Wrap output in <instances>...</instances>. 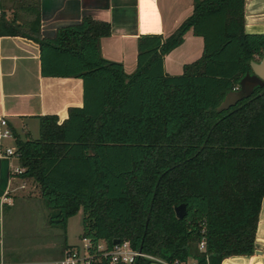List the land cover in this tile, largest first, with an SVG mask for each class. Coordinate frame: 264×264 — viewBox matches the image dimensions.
Listing matches in <instances>:
<instances>
[{"label":"trees","instance_id":"1","mask_svg":"<svg viewBox=\"0 0 264 264\" xmlns=\"http://www.w3.org/2000/svg\"><path fill=\"white\" fill-rule=\"evenodd\" d=\"M244 3L193 0L169 35L138 36L136 69L127 74L100 54L108 23L83 17L45 37L39 0H0V35L36 42L42 76L82 80V106L61 122L40 115L37 138L15 139L21 175L34 181L50 226L65 237L81 210L91 253L118 239L164 260L203 262L204 237L208 264L253 254L264 197V87L217 110L264 52V33L244 30ZM189 30L202 37V54L167 74L163 57Z\"/></svg>","mask_w":264,"mask_h":264},{"label":"crops","instance_id":"2","mask_svg":"<svg viewBox=\"0 0 264 264\" xmlns=\"http://www.w3.org/2000/svg\"><path fill=\"white\" fill-rule=\"evenodd\" d=\"M192 10L193 0H39L40 33L52 37L57 28L78 23L83 17L106 22L110 33L99 40L100 54L121 63L131 74L136 69L138 36H167ZM244 21L246 32L264 33V0H245ZM202 51V37L187 31L182 43L163 57L164 71L181 74L184 64L198 59ZM82 104L80 78L42 76L36 42L0 35V119L6 120L12 134L0 137V264H55L74 248L67 234L64 237L60 228L47 223L48 211L34 181L15 171L23 169L17 157L4 152L16 149V137L33 136L38 116L54 114L61 122L69 107ZM25 188L29 190L23 191ZM255 249L260 253L228 256L220 264H264V197Z\"/></svg>","mask_w":264,"mask_h":264},{"label":"built area","instance_id":"3","mask_svg":"<svg viewBox=\"0 0 264 264\" xmlns=\"http://www.w3.org/2000/svg\"><path fill=\"white\" fill-rule=\"evenodd\" d=\"M238 87L234 88L237 89ZM0 137H10L11 130L8 128L6 120L4 118L0 119ZM6 155H16L15 150L11 148H6ZM16 172H22L23 169L16 168ZM84 253L80 254L77 248L70 249L67 251L65 256L57 261L55 264H99L100 258H106L110 264H130L137 260L144 259L151 262H158L159 264H208V254L206 251V243L204 237L197 242V251L204 257V261L201 262L197 257H193L189 260V257L184 260L174 259L173 261H168L156 257L154 255L142 252L141 250H136L131 248L128 241H123L121 243L113 244L110 249L106 248L105 243L101 244L98 242L96 245V252H90V241L87 238L83 239Z\"/></svg>","mask_w":264,"mask_h":264},{"label":"water","instance_id":"4","mask_svg":"<svg viewBox=\"0 0 264 264\" xmlns=\"http://www.w3.org/2000/svg\"><path fill=\"white\" fill-rule=\"evenodd\" d=\"M246 32V31H245ZM248 33V32H246ZM251 72H247L239 81L237 89L231 90L226 93L224 99L217 107L218 111L226 110L231 106H234L237 102L250 97L255 87H264V52L258 60L250 61ZM264 92V89L258 93L260 95ZM185 204L181 203L175 206V215L177 218H182L185 215ZM118 239L113 240V244H117ZM254 253H260L258 249L254 250ZM150 264H159L158 262H151Z\"/></svg>","mask_w":264,"mask_h":264},{"label":"rangeland","instance_id":"5","mask_svg":"<svg viewBox=\"0 0 264 264\" xmlns=\"http://www.w3.org/2000/svg\"><path fill=\"white\" fill-rule=\"evenodd\" d=\"M37 127H38V124H36L35 129H33V132H32L33 136L32 137H35V138L38 137ZM28 190H29V188H25L23 191H28ZM40 202H41L44 210L47 211L42 199H40ZM60 232H62V230ZM81 232H82V212H81V210H79V212L75 216L68 219V226H67L66 234L68 237V242L70 244L74 245L72 247L77 248L79 253L83 254L84 253V248H83L84 242L80 237ZM44 254H46V253H44ZM192 258L193 257L189 256V260Z\"/></svg>","mask_w":264,"mask_h":264}]
</instances>
